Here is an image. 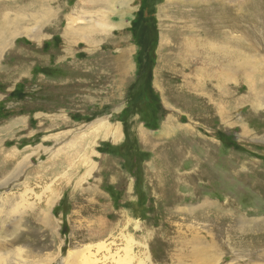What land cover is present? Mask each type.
<instances>
[{
	"label": "rangeland",
	"instance_id": "rangeland-1",
	"mask_svg": "<svg viewBox=\"0 0 264 264\" xmlns=\"http://www.w3.org/2000/svg\"><path fill=\"white\" fill-rule=\"evenodd\" d=\"M141 3L0 0L1 264H264V0Z\"/></svg>",
	"mask_w": 264,
	"mask_h": 264
},
{
	"label": "trees",
	"instance_id": "trees-1",
	"mask_svg": "<svg viewBox=\"0 0 264 264\" xmlns=\"http://www.w3.org/2000/svg\"><path fill=\"white\" fill-rule=\"evenodd\" d=\"M151 1H153V0H151ZM149 2H150V0H142V9L143 10H149V6H150V4H149ZM157 47V46H156ZM154 64V63H153ZM138 90H139V92H138V95H136L135 96V98L133 99V101H129V103H130V105L128 106L127 105V107H125V109L121 112V114L117 117L118 118V120H119V122H121V123H123V124H125L126 123V121H127V119H128V117L130 116V113H131V109L133 108V107H135V105H138V107H139V109H141V112L143 113V114H145L146 115V113H148V111H150L149 112V114L151 115V116H153V114H154V106H153V101H152V99L149 101L148 99H146L147 97L148 98H150L149 96H145V95H143V93H142V91L144 90V85H142V86H140V87H138ZM142 101V102H141ZM153 106V107H152ZM152 108H153V110H152ZM147 116V115H146ZM146 118V117H145ZM152 120H150V124L148 125L149 127L148 128H150V129H154V124H155V122H156V120L154 119V118H151ZM154 121V122H153ZM131 139H132V137L130 136V133H128V132H126V140H125V142L118 148V150H119V153H123V151L124 150H128V148L129 147H131L130 146V143H132V149H135V151H137L138 150V147H139V145H138V143L137 142H135V140H132L131 141ZM106 146V145H105ZM108 147H110L109 145H107ZM121 151V152H120ZM58 211V210H57ZM57 211H55V215H58V213H57Z\"/></svg>",
	"mask_w": 264,
	"mask_h": 264
},
{
	"label": "crops",
	"instance_id": "crops-1",
	"mask_svg": "<svg viewBox=\"0 0 264 264\" xmlns=\"http://www.w3.org/2000/svg\"><path fill=\"white\" fill-rule=\"evenodd\" d=\"M141 7H142V4H141ZM191 41H189V43H187V41L185 40L184 41V44H183V51H181V53H179L178 55V58L181 60L183 58L184 53L186 52V49L185 47L186 46H189ZM186 54V53H185ZM186 62V60H184ZM121 114V113H120ZM120 124L118 126H115V125H111L109 123H107L105 126H106V129L105 131L102 130L100 131L99 133H94L92 134L91 136H94V137H102V139L106 140V142L109 144H112V145H122L125 140H126V137L124 136L123 132L121 131V122H119ZM142 145V143H140ZM143 146V145H142Z\"/></svg>",
	"mask_w": 264,
	"mask_h": 264
},
{
	"label": "flooded vegetation",
	"instance_id": "flooded-vegetation-1",
	"mask_svg": "<svg viewBox=\"0 0 264 264\" xmlns=\"http://www.w3.org/2000/svg\"><path fill=\"white\" fill-rule=\"evenodd\" d=\"M141 10H142V7H141ZM147 18H149V15H148V12L147 13H145L144 14V17H143V20H145L144 21V23H145V25L147 26L148 24L150 25V24H152V22L151 21H148V20H146ZM142 24V23H141ZM153 25V24H152ZM144 58H146V59H144L145 60V63H146V61H148V63H147V66H151V64H152V61L151 60H153V62L155 63V56H154V51H151V54H149V53H147V50H146V48H145V54H144ZM146 86L144 85V90L142 91V93H143V95H145V96H147V91H146ZM147 99V98H146Z\"/></svg>",
	"mask_w": 264,
	"mask_h": 264
},
{
	"label": "bare ground",
	"instance_id": "bare-ground-1",
	"mask_svg": "<svg viewBox=\"0 0 264 264\" xmlns=\"http://www.w3.org/2000/svg\"><path fill=\"white\" fill-rule=\"evenodd\" d=\"M85 36V35H84ZM219 40V39H218ZM185 49H186V54L184 53V55L185 56H183V59H185L186 60V62L188 61V59L189 58H191V59H193V60H195V58H196V55H195V48H194V43L191 41L190 42V44H189V46H186L185 47ZM199 53V52H198ZM197 54V53H196ZM198 55V54H197ZM195 57V58H194ZM220 57V56H219ZM193 63V62H192ZM231 64L232 65H234V63L232 62V59H231ZM210 77H212V76H210ZM251 81V80H250ZM263 89H264V87H263ZM254 90H255V87L253 88V92H254ZM1 264V263H0Z\"/></svg>",
	"mask_w": 264,
	"mask_h": 264
}]
</instances>
